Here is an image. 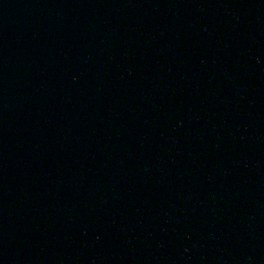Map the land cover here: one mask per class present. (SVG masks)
I'll return each instance as SVG.
<instances>
[{
	"label": "water",
	"instance_id": "95a60500",
	"mask_svg": "<svg viewBox=\"0 0 264 264\" xmlns=\"http://www.w3.org/2000/svg\"><path fill=\"white\" fill-rule=\"evenodd\" d=\"M0 264H264V0H0Z\"/></svg>",
	"mask_w": 264,
	"mask_h": 264
}]
</instances>
